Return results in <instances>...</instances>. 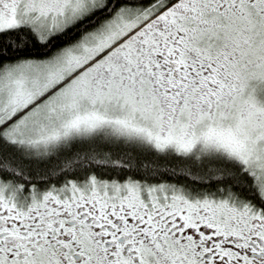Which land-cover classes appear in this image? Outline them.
Masks as SVG:
<instances>
[{"label": "snow or ice", "instance_id": "obj_1", "mask_svg": "<svg viewBox=\"0 0 264 264\" xmlns=\"http://www.w3.org/2000/svg\"><path fill=\"white\" fill-rule=\"evenodd\" d=\"M0 264H264V0H0Z\"/></svg>", "mask_w": 264, "mask_h": 264}]
</instances>
